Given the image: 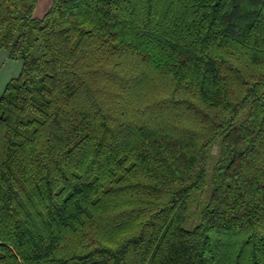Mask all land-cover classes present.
<instances>
[{
	"label": "trees",
	"instance_id": "trees-1",
	"mask_svg": "<svg viewBox=\"0 0 264 264\" xmlns=\"http://www.w3.org/2000/svg\"><path fill=\"white\" fill-rule=\"evenodd\" d=\"M39 1L0 0V264H264V0Z\"/></svg>",
	"mask_w": 264,
	"mask_h": 264
},
{
	"label": "rangeland",
	"instance_id": "rangeland-1",
	"mask_svg": "<svg viewBox=\"0 0 264 264\" xmlns=\"http://www.w3.org/2000/svg\"><path fill=\"white\" fill-rule=\"evenodd\" d=\"M51 0H40L35 11V16H41L50 6ZM22 67L20 59L10 58L8 51L4 48L0 49V95L5 88L6 83L13 77H16ZM217 152V148H213V153Z\"/></svg>",
	"mask_w": 264,
	"mask_h": 264
}]
</instances>
